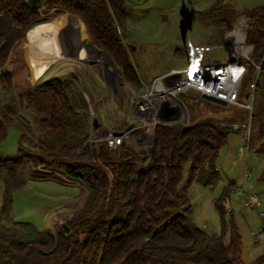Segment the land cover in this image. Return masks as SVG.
Segmentation results:
<instances>
[{
	"label": "trees",
	"instance_id": "trees-1",
	"mask_svg": "<svg viewBox=\"0 0 264 264\" xmlns=\"http://www.w3.org/2000/svg\"><path fill=\"white\" fill-rule=\"evenodd\" d=\"M54 8L53 17L64 12L80 17L92 42L104 50L125 81L142 87L123 42L122 28L127 18L123 0H50L45 12ZM247 16L246 43L253 45L251 57L260 69L249 61L243 86H250L256 72L264 70V6L253 8ZM42 19L39 8L29 0H0V78L7 89L12 79L4 69L11 53ZM229 29H224L222 40H233L225 37ZM74 86L71 78L53 77L30 85L21 94V103L39 116V135L24 145L22 129L18 157L30 159L35 167L41 163L43 171L49 169L81 183L88 190L85 201L66 220L68 231L64 223L56 232L26 230L16 220L6 225L4 221L13 219L10 210L14 191L23 181L15 163L20 159L0 153L4 184L1 213L5 215L4 219L0 214V264H248L242 258L238 226L233 219H224V202L232 192L231 184L225 185L216 202L223 217L220 234L208 232L192 217L190 186L193 182L212 186L218 180L216 160L231 131L227 125L192 120L183 132L185 123L163 122L156 126L147 147L136 148L125 141L111 149L105 141L89 140L97 128L92 126L86 92ZM18 120L12 103L0 104V142L7 135V127ZM251 125L249 146L257 145L255 151L264 155V110L253 107ZM99 126H103L101 121ZM126 126L124 123L114 131ZM187 165L190 170L185 179ZM262 259L264 256L251 264Z\"/></svg>",
	"mask_w": 264,
	"mask_h": 264
},
{
	"label": "rangeland",
	"instance_id": "rangeland-1",
	"mask_svg": "<svg viewBox=\"0 0 264 264\" xmlns=\"http://www.w3.org/2000/svg\"><path fill=\"white\" fill-rule=\"evenodd\" d=\"M123 1L127 13L122 28L123 42L142 79V87L136 88L130 85L123 77L118 76V81L116 80L114 74L107 70L106 56L92 42L85 22L71 12L63 14L74 15L86 26V41L75 45L82 50V55L71 53L69 55L68 51L62 50L64 55L69 56L58 60L48 58L47 69L35 81L27 54L36 48L44 51L51 46L48 42L40 45L42 39H48L50 36L49 30L33 29L32 26L16 44L5 66L4 72L11 74V87L9 89L4 87L0 78V104L12 103L20 118L7 127V135L0 142L2 155L13 159L19 158L22 129L25 133L22 141L24 145L28 146L33 138L39 135V116L21 103V94H25L30 85H36L53 77L71 78L73 86L86 92L92 115H97L102 122L103 126L100 128L116 130L124 123L128 125L125 129L130 125H136L131 129L127 141L136 148L147 147L137 140L144 126L131 115L132 96L147 88L155 77L173 68L196 63L192 51L194 45L211 44L214 47L208 53H198L201 61H205L206 56H209L214 61L226 62L235 54L234 49L230 47L235 40H222L224 29L230 28L225 37L230 36L232 30L248 18L247 15L253 8L264 6V0ZM49 3L50 0H42L35 5L43 17L38 25L52 20L53 23L50 24H53L59 36L64 39L66 27H69L68 18L64 21L58 20V16L53 18L56 8L46 13ZM214 5L216 9L213 12L211 8ZM37 30L39 31L36 42L38 46L32 48L31 44H36L33 43V37ZM88 43L95 48V51L89 49ZM224 44L225 46H222ZM67 49L70 50L68 46ZM240 61L247 65L249 63L244 57H241ZM111 66L115 68L114 65ZM31 76L34 81L31 80ZM254 78L257 84L254 90V108L264 110V70L259 74L256 72ZM243 89V97H246L250 88L247 85L243 86ZM182 108L183 113L178 121L185 124H189L192 120H210L228 124L233 121L250 120L252 114L242 106L233 103L223 104L190 93H185ZM92 133L94 134L95 131ZM246 139L247 136L242 130L230 131L226 142L219 149L216 160L218 180L212 186L193 182L189 196L193 207V222L210 233L220 234L223 217L216 207V202L222 196L225 185H232V192L224 202L226 206L224 219L227 221L233 219L238 226L242 236V258L246 263L251 264L264 256V180L262 179L264 155L255 151L257 145L247 146ZM19 159L15 163L19 166L23 185L14 191L10 210L13 219L4 223L11 226L16 220L26 230L28 228L51 232L60 230L62 224L66 223V220L83 205L88 193L87 188L60 173H53L49 169L48 172L41 170L43 169L41 163L35 167L30 159L23 157ZM246 168L251 176L245 183ZM189 170V166H185V179ZM245 185L250 195L261 200L260 206L255 208L245 204L246 195L239 194L240 190L245 189ZM3 189L4 184L0 177V214L5 219V215L1 213ZM258 264H264V259Z\"/></svg>",
	"mask_w": 264,
	"mask_h": 264
},
{
	"label": "built area",
	"instance_id": "built-area-1",
	"mask_svg": "<svg viewBox=\"0 0 264 264\" xmlns=\"http://www.w3.org/2000/svg\"><path fill=\"white\" fill-rule=\"evenodd\" d=\"M249 27L248 18L236 26L230 36L234 43L230 46L234 49L238 59L230 62L214 61L211 57L201 61L198 53H208L214 47L210 44H197L192 47L196 57V63L184 67L173 68L167 73L155 77L150 85L143 91L136 93L131 99V115L141 122L144 129L137 136V140L148 146L153 139V133L158 124L163 122L175 121V117L183 112L184 97L183 93H188V88H194L201 94H208L227 103H233L249 110L252 113L254 107V90L256 88V78L250 83L249 92L246 97L241 96L243 80L247 72V65L240 61L244 57L251 61L257 68L260 65L255 63L251 57L253 50L252 44L246 43V35ZM229 36V35H228ZM225 46V45H222ZM195 68V71H193ZM231 131L242 130L247 136L246 144L249 146L251 134V116L250 120L233 121L224 123ZM133 125L132 128H135ZM131 128V129H132ZM131 129H124L116 133L114 130L98 128L94 134H91V142L105 141L109 148L116 149L122 143L129 140ZM251 176L248 168L245 170V183ZM239 194L246 195L245 204L250 207H258L262 204L261 200L254 195H250L246 185Z\"/></svg>",
	"mask_w": 264,
	"mask_h": 264
},
{
	"label": "bare ground",
	"instance_id": "bare-ground-1",
	"mask_svg": "<svg viewBox=\"0 0 264 264\" xmlns=\"http://www.w3.org/2000/svg\"><path fill=\"white\" fill-rule=\"evenodd\" d=\"M67 18H68L69 27H66L65 30L66 36L64 39L59 36L53 24L49 23L51 21L45 22L44 24L42 23L39 25L37 24L36 26L33 27V29L36 28L40 30H44V29L49 30L48 33H50V36H48V39H42L40 45H44V43L46 44L48 42L50 43L51 46L44 51H41V49L36 48L38 46L36 42L38 39L37 36L39 32L37 30L36 33H34L35 35L33 37V43L36 44L33 45L31 44V46L32 48H36V49L31 50V52L27 54V59L29 60V65L33 71V77L35 81L39 79L43 75L44 71L47 69L49 62V60H47L48 58L52 57L53 59L55 58V60H58L60 58L69 56L70 53L73 55L76 54L77 56L82 55V50L79 49V46L75 47V45H78L86 41V34H87L86 26L83 22H81L82 20L80 21L74 15L62 14L59 16L58 20L64 21L67 20ZM71 40H73V42H71ZM88 44H89V49L95 51V48H93V46L90 43ZM67 46L70 48V50L67 49ZM62 50L66 52L68 51L67 53L69 55H64L62 53ZM105 60L107 61L106 57ZM106 67L107 70L110 71V73L114 74L115 78H117L116 80L118 81V75L115 73V69H113V66H111L108 61L106 62Z\"/></svg>",
	"mask_w": 264,
	"mask_h": 264
},
{
	"label": "water",
	"instance_id": "water-1",
	"mask_svg": "<svg viewBox=\"0 0 264 264\" xmlns=\"http://www.w3.org/2000/svg\"><path fill=\"white\" fill-rule=\"evenodd\" d=\"M41 1H42V0H29V2H30L32 5H38ZM249 21H250V19L248 18V22H249ZM36 25H37V24H35L34 26H36ZM34 26H33V27H34ZM28 31H29V30H28ZM28 31H27V32H28ZM98 50H100V51L106 56L107 61L111 64V62L109 61V59H108L107 55L105 54L104 50H102V49H98ZM237 59H238L237 55L234 54V55H232L231 57L228 58V61L233 62V61H236ZM111 65H112V64H111ZM114 69H115V68H114ZM115 73H116L120 78L122 77V76H121V73H120L117 69H115ZM187 92L190 93V94H192V95H195V96H203V97H205V98H208V99L214 100V101L219 102V103H223V104H226V103H227L225 100L219 99V98H217V97H214V96H211V95H208V94H201L200 91H198L197 89H194V88H188V89H187ZM179 118H180V113L175 117V120H176V119L178 120ZM99 124H100V120H99L98 116H97V115H94V116H93L92 126L98 129V128H100ZM132 127H133V125H130V126L128 127V129H131ZM189 127H190L189 124L184 125V127H183V132H185ZM116 133H119V131H117ZM40 159L42 160L43 157L41 156ZM63 225H64V227H65V230L68 231V230H69V227H68L65 223H64Z\"/></svg>",
	"mask_w": 264,
	"mask_h": 264
},
{
	"label": "crops",
	"instance_id": "crops-1",
	"mask_svg": "<svg viewBox=\"0 0 264 264\" xmlns=\"http://www.w3.org/2000/svg\"><path fill=\"white\" fill-rule=\"evenodd\" d=\"M58 17H59V16H58ZM53 18H55V17H53ZM49 23H53V21L51 20V22H49ZM38 32H39V31H38ZM210 45H211V44H210ZM224 45H225V44H224ZM207 58L209 59L210 57H209V56H206V59H207ZM60 59H62V58H60ZM182 113H183V112H182ZM182 113H181V116H182ZM181 116H180V117H181Z\"/></svg>",
	"mask_w": 264,
	"mask_h": 264
},
{
	"label": "snow or ice",
	"instance_id": "snow-or-ice-1",
	"mask_svg": "<svg viewBox=\"0 0 264 264\" xmlns=\"http://www.w3.org/2000/svg\"><path fill=\"white\" fill-rule=\"evenodd\" d=\"M193 71H195V68H193Z\"/></svg>",
	"mask_w": 264,
	"mask_h": 264
}]
</instances>
